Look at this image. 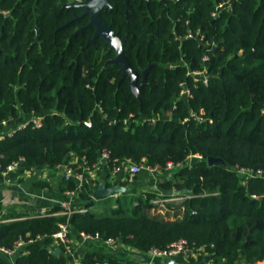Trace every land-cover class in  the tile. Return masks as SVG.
I'll use <instances>...</instances> for the list:
<instances>
[{"label":"trees","instance_id":"16d2710c","mask_svg":"<svg viewBox=\"0 0 264 264\" xmlns=\"http://www.w3.org/2000/svg\"><path fill=\"white\" fill-rule=\"evenodd\" d=\"M77 1L0 0L8 12L0 14V124L44 113L41 126L0 140V170L21 159L41 171L91 169L107 152L119 164H180L159 188L164 198L183 190L188 198L153 203L155 193L129 192L95 201L84 183L86 213L19 220L26 215L10 211L0 247L34 240L13 264H142L93 250L72 257L61 245L53 254L50 238L68 224L144 256L183 240L191 264H264V178L236 170L264 169V0H109L101 18L126 38L137 85L148 69L138 96L120 65H105L115 56L108 44L86 47L93 28L73 36L87 16L65 26L81 11L68 7Z\"/></svg>","mask_w":264,"mask_h":264},{"label":"crops","instance_id":"0c3cea01","mask_svg":"<svg viewBox=\"0 0 264 264\" xmlns=\"http://www.w3.org/2000/svg\"><path fill=\"white\" fill-rule=\"evenodd\" d=\"M43 116V112L30 115L21 114L18 119L4 122L0 124V137L13 135L31 120L42 119ZM170 172L169 170H163L150 174L146 171H141L137 176L132 177L126 170H120L118 173L113 174L111 167L106 162L98 160L91 169L84 171V183L90 190L96 187L100 181H103L106 186H108L107 183L110 185L118 183L131 188V194L151 192L155 193L158 196V200H160L166 194L159 188V185L170 179ZM66 192L61 169L41 171L20 165L12 170H0V221L10 211L29 216L45 210L57 216L63 211L62 203H69L74 208L83 207L84 203L80 200L78 194L70 196ZM114 198L116 197L114 196ZM54 209L58 210L52 211ZM70 232L72 234L70 235L69 233L71 245L78 248L81 252L93 250L109 258L124 262L129 261L136 255L135 252L124 246L115 245L109 247L102 242H88L83 240L79 233H72L71 230ZM50 241L51 244L47 248L52 251L57 250L59 253L60 244L52 238H50ZM24 249L25 247L19 249L11 256L0 254V258L6 257L13 264L19 253L24 251ZM174 259L178 264H191L185 255H179ZM193 264H199V262Z\"/></svg>","mask_w":264,"mask_h":264},{"label":"built area","instance_id":"2783aa9c","mask_svg":"<svg viewBox=\"0 0 264 264\" xmlns=\"http://www.w3.org/2000/svg\"><path fill=\"white\" fill-rule=\"evenodd\" d=\"M0 14L6 16L8 14V12L0 10ZM192 74L194 76H203V72H194ZM203 81L205 84H207V82H208L206 77H203ZM181 95L182 96H188L189 95L188 90H182ZM130 118L132 120V117H130ZM41 121H42V119H35V120H31L30 122L32 124H34L36 127H39V126H41ZM84 125L87 127H90L91 123L89 121H86L84 123ZM10 136H12V135H9V137ZM3 138L4 137L1 136L0 140H2ZM196 158H200V156H196ZM99 161H104L107 164L109 162H111L112 163L111 164L112 165L111 170H112L113 174L118 173L120 170H126L129 175L134 177V176H137L141 171H146L150 174L162 171V169L158 166L151 167V166H147V165H143V164H136V163L132 162L131 160H127V161H125V163L119 164L117 159H110V156L107 152H102L100 154ZM21 164H23V159H21L20 161L15 162L12 165H10L7 168V170L15 169V168L19 167ZM179 166H180V164L174 165L172 163H168L165 170L172 171L174 168L179 167ZM56 169H61V172L63 175V180L65 182L73 181L75 183L76 188L74 190H68L66 192L67 195L72 196L75 194H79V192L82 188V185L84 184V171H87L90 168L88 166H85L82 163L81 170H79L76 167H72V166H68V165H60ZM236 170H237L238 174L244 180L247 178H258V177L264 178V169L237 168ZM115 197H117V196H115ZM185 198H188V197L181 196V195L180 196L172 195L170 198H164L163 197L160 200L153 201V203L177 202V201L184 200ZM62 209H63V211L60 215H72V214H76V213L83 214V213L87 212L86 208H84V207L74 208V207H71V205L69 203H62ZM54 215H56V214H52V213H49L48 211L43 210V211H40L38 213H33L29 216H24V217H21L18 219L19 220H25V219H29V218H42V217H49V216H54ZM69 233H70L69 225L68 224H62L59 226V230L56 233H54L51 236V238L54 239L55 241H57L61 246H63L65 248V251L67 254H70L72 257H74L75 252H77L79 249L75 248L71 245ZM79 236L85 241L102 242L103 244H105L106 246H109V247L117 245V242L115 239H107V240L102 241L98 236H91V235H87L84 233H79ZM33 242H34V240H28L26 242L23 240H20L13 249H7V248L0 247V254L4 255V256H11V255L15 254L19 249H22L27 244H30ZM71 247H73L75 249L71 250ZM190 252H191V250L187 247L186 242L181 240V241H178L176 243H173L166 250H158V249L152 248L148 251L147 255H145V256L142 254L136 253V252L135 253H136V255H142V256L146 257L147 261L143 262L142 264H152L154 261H157V260L158 261L159 260L164 261L167 258H176L179 255L187 256ZM72 264H80V263H79V260L74 257Z\"/></svg>","mask_w":264,"mask_h":264},{"label":"water","instance_id":"95a60500","mask_svg":"<svg viewBox=\"0 0 264 264\" xmlns=\"http://www.w3.org/2000/svg\"><path fill=\"white\" fill-rule=\"evenodd\" d=\"M129 0H125V4H128ZM148 2V0H144ZM68 7H80L83 8L82 14L79 16L73 17L71 20H69L65 26H67L72 21L76 20L77 18L88 15L89 20L85 27L80 28L77 30L73 36H76L80 34L85 29H89L90 27L94 28V34L90 42H88L87 45H95V41L97 38L102 39L106 44L109 45L110 50L114 51L115 57L110 61L109 63L113 65H120L122 76L121 79L127 78L129 88L133 95L138 96L142 88L146 84V74L148 69H146L143 72V79L137 85L138 83V75L135 71H133L125 57L124 53V42L126 41V38H121L118 33L114 32L110 25H108L106 22H104L101 18V11L105 8H109V0H82L78 3H72L68 5ZM219 160L209 158L208 162L213 163L217 162ZM22 167H24V164H21ZM131 192V188L122 186L121 184L115 183L110 186H106V184L103 181L98 182L97 186L91 189V197L95 201H100L106 198H113L114 196L118 194H125ZM189 193V191L183 190L181 193L178 191L173 192V195L180 196L185 193ZM53 254H57L58 251L55 250L52 252ZM136 261L138 262H146V257L142 255H136L134 256ZM208 259V258H207ZM156 262V261H154ZM153 262V263H154ZM166 264H178L174 258H167L164 260ZM200 264H205L204 262H201Z\"/></svg>","mask_w":264,"mask_h":264},{"label":"flooded vegetation","instance_id":"af4514ba","mask_svg":"<svg viewBox=\"0 0 264 264\" xmlns=\"http://www.w3.org/2000/svg\"><path fill=\"white\" fill-rule=\"evenodd\" d=\"M80 1H82V0H79V1H77V2H75V3H78V2H80ZM140 1H144V0H140ZM145 2H146V1H145ZM109 4H110V3H109ZM75 8H79L81 11H80L79 14L74 15L73 17H75V16H79V15L82 14V12H83V8H80V7H75ZM111 8H112V6L110 5V7H109V8H106V9H111ZM103 10H105V8H104ZM84 16H87V23H88L89 16H88V15H84ZM84 16H81V17H79V18H77V19H80V18H82V17H84ZM73 17H72V18H73ZM77 19H76V20H77ZM86 25H87V24H86ZM86 25H85V26H86ZM85 26H83V27H85ZM81 28H82V27H81ZM90 28H93V27H90ZM79 29H80V28H79ZM79 29H77V30H79ZM77 30H76V31H77ZM85 30H86V29H85ZM76 31H75V32H76ZM75 32H74V33H75ZM82 32H83V31H82ZM82 32H81V33H82ZM81 33H80V34H81ZM93 34H94V28H93L92 37H93ZM92 37H91V39H92ZM91 39H90L88 42H90ZM97 39H98V38H97ZM97 39H96V40H97ZM88 42H87V44H88ZM95 43H96V41H95ZM87 44H86V47H87V46H90V45H87ZM91 46H95V45H91ZM109 50H110V47H109ZM111 51H112V50H111ZM113 52H114V51H113ZM114 55H115V53H114ZM114 57H115V56H114ZM113 59H114V58H113ZM110 61H112V59H110L109 61H107L105 65H112L111 63H109Z\"/></svg>","mask_w":264,"mask_h":264},{"label":"rangeland","instance_id":"374dc122","mask_svg":"<svg viewBox=\"0 0 264 264\" xmlns=\"http://www.w3.org/2000/svg\"><path fill=\"white\" fill-rule=\"evenodd\" d=\"M153 201H155V200H153ZM177 202H179V201H177Z\"/></svg>","mask_w":264,"mask_h":264}]
</instances>
